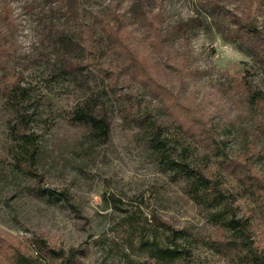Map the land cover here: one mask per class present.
I'll list each match as a JSON object with an SVG mask.
<instances>
[{"label":"rangeland","instance_id":"374dc122","mask_svg":"<svg viewBox=\"0 0 264 264\" xmlns=\"http://www.w3.org/2000/svg\"><path fill=\"white\" fill-rule=\"evenodd\" d=\"M0 8L17 24L13 58L0 61V264H48L39 242L64 256L82 248L72 264H245L226 247L218 210L192 200L159 164L155 132L169 159L219 186L264 256V46L224 38L232 15L264 35V0H0ZM115 16L142 70L106 44L109 78L79 69L82 31L103 36ZM17 71L27 99L10 101L2 86ZM81 110L102 119L107 135L75 121ZM136 111L149 122L137 124ZM18 112L30 116L39 146L31 174L20 172L9 135ZM38 187L66 199L36 196ZM151 241L187 251L186 263L160 262Z\"/></svg>","mask_w":264,"mask_h":264},{"label":"trees","instance_id":"16d2710c","mask_svg":"<svg viewBox=\"0 0 264 264\" xmlns=\"http://www.w3.org/2000/svg\"><path fill=\"white\" fill-rule=\"evenodd\" d=\"M231 20V28L224 36L226 41L252 49L255 45L264 46V35L260 29L251 25L249 22L242 21L236 15H232ZM15 21L8 10L0 8V61L8 62L13 58L14 51L11 50V44L12 42L14 43V33L17 26ZM128 40L129 34L124 26V21L119 16L114 17L112 25H105L103 27V36L98 35L95 26L85 28L81 33V49L84 61L79 65V69L93 70L100 77L109 78L107 77L109 71L104 67L106 44L110 50L122 58L126 63V67L128 65L129 68H134L133 72L142 70V67H139V61L134 51L129 46ZM21 79V71H17L13 76H7L4 79L2 87L10 101L27 99V90L20 86ZM133 117V120L137 124L149 122L148 116L139 113V111L134 112ZM73 118L80 124L88 125L99 134L103 136L107 135L108 127L102 119L82 110L75 112ZM30 121L31 118L28 116V113L18 112L14 123L9 127L10 138L13 140L17 149L16 164L23 174L32 173L31 170L34 167L36 156L39 152L36 136L28 130ZM149 144L157 153L158 162L164 170L185 182L188 194L192 200L209 209L218 210L213 215L214 220L230 231V236L225 242L226 247L237 251L239 258L245 264H264V256L258 253L252 245L246 220L236 219L230 215L232 210L225 203L228 197H226L219 186L207 178L201 171L191 169L185 163H179L169 159L165 152L166 146L164 142L159 140L157 132L154 133ZM246 176L248 178L251 177L249 174H246ZM252 180L261 186L258 179L252 176ZM35 193L36 196L46 198L51 202H60L66 199L61 193L39 187L35 189ZM167 229L168 227L165 228V230ZM167 232L170 235L180 238V232L169 230ZM146 246L150 254L163 263H173L176 261L186 263L189 255L185 250L162 247L155 241L146 242ZM35 248L38 254L48 261V264H72L82 255L83 251L82 248L73 249L64 256L61 251L51 250L41 242L37 243Z\"/></svg>","mask_w":264,"mask_h":264}]
</instances>
